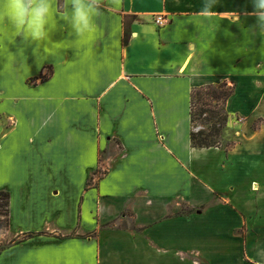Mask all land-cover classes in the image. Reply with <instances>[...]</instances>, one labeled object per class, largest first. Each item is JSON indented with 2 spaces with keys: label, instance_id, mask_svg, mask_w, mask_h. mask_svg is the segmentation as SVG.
Instances as JSON below:
<instances>
[{
  "label": "crops",
  "instance_id": "crops-1",
  "mask_svg": "<svg viewBox=\"0 0 264 264\" xmlns=\"http://www.w3.org/2000/svg\"><path fill=\"white\" fill-rule=\"evenodd\" d=\"M101 4L96 36L74 40L58 20L61 44L40 62L0 40V264H264V36L250 0ZM197 17L217 19L201 31L186 24ZM221 83L233 94L219 146L195 149L191 91Z\"/></svg>",
  "mask_w": 264,
  "mask_h": 264
},
{
  "label": "clouds",
  "instance_id": "clouds-1",
  "mask_svg": "<svg viewBox=\"0 0 264 264\" xmlns=\"http://www.w3.org/2000/svg\"><path fill=\"white\" fill-rule=\"evenodd\" d=\"M256 17V28L264 36V0H250ZM220 0H202V10L212 11ZM104 16L101 0H65L62 12L55 9L52 0H0V40L15 44L18 52L32 46L38 60L41 54L53 56L58 50L51 38L58 20L63 27L71 29V35L78 40L94 37L99 31V19ZM214 17L193 18L186 24H193L199 30L215 25ZM55 20V24H54ZM238 16L236 17V21ZM40 62V60H39ZM168 65H166L167 67Z\"/></svg>",
  "mask_w": 264,
  "mask_h": 264
},
{
  "label": "trees",
  "instance_id": "trees-1",
  "mask_svg": "<svg viewBox=\"0 0 264 264\" xmlns=\"http://www.w3.org/2000/svg\"><path fill=\"white\" fill-rule=\"evenodd\" d=\"M125 44L128 39L126 27L124 28ZM46 73L41 72L37 79L41 82L51 77V68H44ZM43 69V70H44ZM36 79V80H37ZM233 94V87L226 83L212 84L194 88L190 95V122L192 127L199 122L202 129L190 132L191 146L195 149H209L219 146V139L222 131L227 125L226 103ZM8 194L0 192V199H5L7 208ZM132 230H136L132 228ZM137 231V230H136ZM30 237V236H29Z\"/></svg>",
  "mask_w": 264,
  "mask_h": 264
},
{
  "label": "rangeland",
  "instance_id": "rangeland-1",
  "mask_svg": "<svg viewBox=\"0 0 264 264\" xmlns=\"http://www.w3.org/2000/svg\"><path fill=\"white\" fill-rule=\"evenodd\" d=\"M229 86V85H228ZM194 131H199L202 129L201 125L199 122H197L194 125ZM6 200L5 199H0V231H3L6 227V218L5 216L7 215V208L6 207H1L5 206Z\"/></svg>",
  "mask_w": 264,
  "mask_h": 264
},
{
  "label": "built area",
  "instance_id": "built-area-1",
  "mask_svg": "<svg viewBox=\"0 0 264 264\" xmlns=\"http://www.w3.org/2000/svg\"><path fill=\"white\" fill-rule=\"evenodd\" d=\"M153 23L157 26V27H163L168 23V19L164 16H156L153 20Z\"/></svg>",
  "mask_w": 264,
  "mask_h": 264
}]
</instances>
